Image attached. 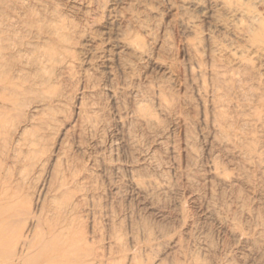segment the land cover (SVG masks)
<instances>
[{
	"label": "rangeland",
	"instance_id": "obj_1",
	"mask_svg": "<svg viewBox=\"0 0 264 264\" xmlns=\"http://www.w3.org/2000/svg\"><path fill=\"white\" fill-rule=\"evenodd\" d=\"M1 1L0 5L5 1L7 6L12 2L34 7V0ZM36 1L37 14L50 15L57 8L73 26L66 63L56 71L52 88L44 90L54 100L41 117L46 126L31 133L40 137L36 155L45 169L65 168L60 175L68 182L73 173L84 174L83 196L70 183L65 194L70 202L64 196L56 198L77 202L71 210V230L73 239L80 238L79 250L84 246L90 256H106L99 264H127L133 255L137 264H264V131L247 117L255 101L247 97L248 110L234 108L231 115L241 112L234 130L241 141L257 137L263 142L256 151L263 153V160L261 153H249L245 142V148L239 144L240 150L215 134L204 119L199 91L203 74L209 82L211 41L218 44L217 57L228 59L238 49L245 58L251 56L249 64L263 76L264 59L244 50L248 39L237 37L234 23L228 29L220 23L225 17L212 0H200L196 7L182 0ZM246 1L250 6L255 3L249 8L244 1L245 9L255 10L252 20L261 23L257 19L264 20V0ZM186 18L194 24L193 31L184 26ZM203 60L208 67L201 65ZM197 65L203 68L201 75ZM47 72L42 74L50 75ZM157 91L175 100L174 112L160 111ZM30 94L26 101L33 103L35 96ZM141 105L154 112L155 123L140 122L136 110ZM263 109L257 110L264 114ZM251 153L255 161L249 156L244 160ZM14 175L18 180L19 174ZM42 175L31 173L23 180V193H18L31 202L25 204L33 211L31 195L25 194H32ZM48 199L50 204L55 201ZM113 233L120 235L119 243ZM0 243L4 264L14 246ZM54 246L31 254H50ZM49 264L60 263L56 259Z\"/></svg>",
	"mask_w": 264,
	"mask_h": 264
},
{
	"label": "bare ground",
	"instance_id": "obj_2",
	"mask_svg": "<svg viewBox=\"0 0 264 264\" xmlns=\"http://www.w3.org/2000/svg\"><path fill=\"white\" fill-rule=\"evenodd\" d=\"M35 1L36 0H34V3L32 4L34 7H38L35 6ZM212 1L219 8V14L224 15L225 17V21H221L224 19L222 16L220 23L223 22L226 29L229 28L231 23H234L233 25L236 34L238 35L236 36L241 38L244 37V40L248 39V48H243L245 52L248 49L249 54L254 55L253 57H256L259 60L264 59V20L261 21L262 18L257 19L261 23L257 21L258 24H255L254 20H252L254 16L252 13L255 10L250 12L247 10L248 8L245 9L246 4H244V1L245 3L247 1ZM36 2L39 3L38 1ZM182 2L195 7L200 4V0H182ZM4 3H1L2 5H0V242L3 244L12 243L14 250L8 253L7 258H2L3 262L6 261L4 264H25V260L28 262V259L31 258L30 261L32 264H49L56 259L60 264H89V262L91 263L93 261H97L98 264L100 262L102 263L106 256H98L99 254H96L97 256H90L93 254H88L89 251L87 250V247L84 246L83 247L86 249L81 246L80 250L83 248L85 251L79 250L80 244L79 241H77V238L79 237H76L75 241V239H73L75 235L71 230V215H73V213L71 214V210H73V207H76L75 203L77 202H74V206L72 205V202L69 204L66 200L69 199L68 201L70 202V198L68 195L67 198L65 194H67L70 189V183H73L75 190L78 189L81 191L80 193H83L80 196L85 194L87 188L83 182V178H85L83 177L84 172L81 173L83 175L78 176H75L77 174L73 173L70 182H68L66 177L64 178L60 175V171L63 172L66 170L65 168L59 170L57 166H54L50 170L45 169V163L43 164L40 156L36 155V153L39 152L37 151V145L40 143V137L35 135V133L46 124L41 117L43 114L45 115L48 110H51L52 101H54L52 97L45 95L44 90L46 89L48 91V87L53 86L55 83L54 80L57 76L56 71L61 65L66 63L65 57L68 53V44L73 26L65 21L64 15H62L57 8H53V11L47 9V12H51L50 15H44V11L40 15L37 14L39 10L36 12L34 7H24L22 3L21 6L18 4L19 7L17 4H14L15 6H13L12 2H10L8 3L10 6H7L5 3L6 8H3L5 6ZM13 3L17 2L14 1ZM254 4L252 6H254ZM25 5L30 4L25 3ZM250 5L251 4L247 7ZM15 9L18 10V12ZM30 9L32 11H30ZM186 19H188V21L183 22L184 26L193 31L195 29L194 24L189 21L190 18ZM227 38L228 37H226V39ZM238 40L243 41L241 39ZM237 50L234 49V52L232 51V53L229 51L230 55L228 56H231L229 57L230 59L217 57L218 55L216 56V51H219L218 44H216L215 41H211V51L208 55L210 69H208V73L206 72L209 74V82H205L206 76L203 74L204 82L199 86V91L202 92L204 97H206L203 98L200 94L198 95L202 97L201 104L204 111V119L206 122L209 121L211 123L215 134L216 132H219L222 135L223 141L229 142L230 146L231 143L234 144V147L238 144L237 146L240 149V146L244 147L243 145H245L242 144L245 142L243 140L247 139L245 137L242 142L239 139L241 137H238V134L234 133V130L238 129L236 126L241 123L239 122L238 124V121L241 118H239L241 112H238L239 114L237 113L239 116L231 115V113L234 108L238 109L239 107H245L244 109L242 108V111L246 110L247 106L244 105L247 103V97H251V99L249 98L250 101H255V103L253 104L254 107L252 106L253 111H250L251 115H249V113L247 117L250 119L251 116L250 122H253L255 127L256 125L257 127L259 125L260 127L257 129L262 128L264 131V114L263 111L259 112V110H257L261 107L263 109L264 107V78H262L264 77V74L262 77H259L260 74L258 75L257 72L254 71L255 67L253 68V66L250 65L251 63L249 64V62H252L253 60H250L251 56L249 59L248 54L246 53L247 57L245 58L243 55L244 53L241 51L238 53ZM135 51L139 54L143 53L141 50H138V48H135ZM197 62H199V60ZM202 63L203 64L201 65H206V63L204 64V60ZM197 67V71L199 75H201V70L203 68H201L200 65H197ZM193 70L192 73L195 71ZM46 71L50 72V75L47 74L48 76H44L43 74H45L44 72ZM29 93H32L30 95L35 96L31 99L29 98L30 101L35 99V102L31 103L26 101V97ZM168 99L163 97L160 92L158 93L157 106L160 111L169 112L174 108V103L172 101L175 100H172L171 98V100ZM239 101L243 103H239ZM137 111L139 116H137V118H141V121L139 120L140 122H143L146 125L155 123V114L147 105L137 107L136 112ZM243 114L242 116L246 117V115L244 116ZM243 119L244 118H242V120ZM242 124L243 126L245 125L243 122ZM241 125L239 127H243ZM33 129L36 131L31 133V130ZM254 129L253 127L251 128L252 131ZM258 131L260 132V129ZM253 132H251L252 135ZM248 134L250 135V133ZM263 134L261 137H264ZM256 138L257 137L249 138L251 141L248 142V140H246L245 142L248 145H246V147H248L249 153L253 152L254 154L258 150L257 145H259L261 140L259 139L260 142L256 141ZM262 143L263 142H261V145ZM239 144L242 145L239 146ZM261 145H259V147ZM258 153L259 152L256 154ZM260 153L262 155H258L259 159L263 156V153ZM248 156L250 157V160L255 161V158L251 159L256 157L255 155H252V153L247 155V158L244 160H249ZM259 159L258 161H260ZM261 159L263 160V158ZM250 163L253 164V161ZM66 166V168L69 169L70 166ZM40 171L44 172L45 176L43 177L42 175L43 178L33 187L32 194L27 193L25 191L27 189L24 190L26 192V194L24 193L25 196L31 195L28 197H30L33 202V211L30 206L25 204V201L27 200H24V196H21V194L19 196L18 193H21L23 185H26L23 184V180H25L31 173L36 174ZM14 172L19 174L17 175L18 180L13 178L16 176H13V174H15ZM67 172L69 171L67 170ZM26 180L29 179L27 178ZM73 193H75V191ZM62 196L66 197V200L62 201L63 203L59 202V198ZM48 197V201L51 198L52 201L55 200L53 204L46 202ZM57 197H59L58 200H56ZM62 198L60 199L62 200ZM65 201L68 204L65 203ZM45 202L48 203V206ZM28 203L31 202L27 201V204ZM75 210L76 209H74V212ZM44 227H46V230L43 229ZM113 234L115 235V240L119 243L120 235L118 233ZM49 244H52V246L55 244L57 245V247L54 246L56 249L52 253L48 254V251L46 255L43 251L41 252L43 253V256L40 252L36 255L31 254L32 252L39 250L41 247L45 249L44 246H47L49 249ZM0 246L2 247V245ZM85 246L87 245L85 244ZM3 248L7 249L4 245ZM51 250H54V248ZM37 252L38 251H36V253ZM0 255H2L1 252ZM262 255L264 257V253ZM136 258L137 257L134 255L131 257L132 264H137L135 261ZM106 260H108V258ZM131 262L129 261L128 263L130 264ZM141 264L145 263H142L141 261Z\"/></svg>",
	"mask_w": 264,
	"mask_h": 264
}]
</instances>
